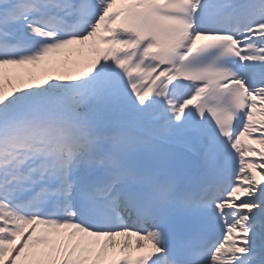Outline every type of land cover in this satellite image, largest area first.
<instances>
[{"label": "snow or ice", "instance_id": "6c2138e0", "mask_svg": "<svg viewBox=\"0 0 264 264\" xmlns=\"http://www.w3.org/2000/svg\"><path fill=\"white\" fill-rule=\"evenodd\" d=\"M0 264H264V0H0Z\"/></svg>", "mask_w": 264, "mask_h": 264}]
</instances>
